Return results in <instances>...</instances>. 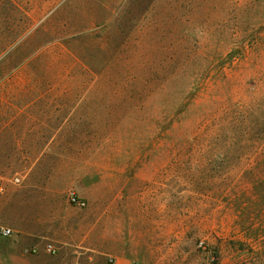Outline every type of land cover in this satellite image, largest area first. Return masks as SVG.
<instances>
[{"label":"rangeland","instance_id":"rangeland-1","mask_svg":"<svg viewBox=\"0 0 264 264\" xmlns=\"http://www.w3.org/2000/svg\"><path fill=\"white\" fill-rule=\"evenodd\" d=\"M0 53V259L264 264V0H0Z\"/></svg>","mask_w":264,"mask_h":264},{"label":"crops","instance_id":"crops-1","mask_svg":"<svg viewBox=\"0 0 264 264\" xmlns=\"http://www.w3.org/2000/svg\"><path fill=\"white\" fill-rule=\"evenodd\" d=\"M27 242H31L35 245L37 242L34 239H26ZM60 252V249H59ZM19 255V256H18ZM18 255H12L9 258H1L0 264H70L69 254L59 253L57 257H48L45 255H29L19 253ZM135 252L132 249H125L114 255L113 264H133Z\"/></svg>","mask_w":264,"mask_h":264},{"label":"built area","instance_id":"built-area-1","mask_svg":"<svg viewBox=\"0 0 264 264\" xmlns=\"http://www.w3.org/2000/svg\"><path fill=\"white\" fill-rule=\"evenodd\" d=\"M70 201L72 204L77 205L78 207L84 208L86 206V203L81 200L75 193L70 194ZM2 235L4 237H12L13 231L8 228L2 229ZM45 251L51 255V256H58L59 255V248L54 244H46L45 245Z\"/></svg>","mask_w":264,"mask_h":264},{"label":"trees","instance_id":"trees-1","mask_svg":"<svg viewBox=\"0 0 264 264\" xmlns=\"http://www.w3.org/2000/svg\"><path fill=\"white\" fill-rule=\"evenodd\" d=\"M39 50V49H38ZM2 53V52H1ZM0 53V54H1ZM76 53L77 54H79L80 55V58H82V55L79 53V52H77V50H76ZM39 54H40V52L39 53H37V55L35 56V58L33 59V60H37V59H39V57H41V56H39ZM79 55H78V57H79ZM32 59H30V57H28L27 59H26V61H33ZM83 61V60H82ZM87 62V61H86ZM85 61H83V65L84 66H87V67H89V64H88V62L86 63ZM23 64H25V63H23ZM9 75V74H8ZM11 75V74H10ZM88 91H82V95H81V97L85 94V93H87Z\"/></svg>","mask_w":264,"mask_h":264}]
</instances>
